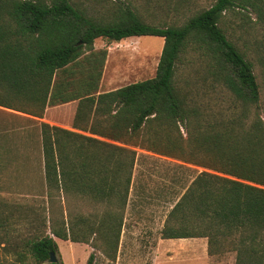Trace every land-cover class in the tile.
<instances>
[{
	"label": "trees",
	"instance_id": "obj_1",
	"mask_svg": "<svg viewBox=\"0 0 264 264\" xmlns=\"http://www.w3.org/2000/svg\"><path fill=\"white\" fill-rule=\"evenodd\" d=\"M100 2L0 0V107L34 120L47 107L77 102L74 131L37 125L48 216L27 207L26 236L12 227L16 212L0 218V264H61L55 239L87 244L91 236L93 249L115 260L137 152L76 131L212 171L194 170L160 238H206L209 256L235 252L234 264H264V57L256 74L222 28L227 12L264 18V0H214L156 25L123 1L94 11ZM130 37L163 39L154 76L99 92L106 51H95L94 41ZM189 49L210 62L231 99L225 108L201 110L176 79ZM73 199L102 211L66 221L63 204Z\"/></svg>",
	"mask_w": 264,
	"mask_h": 264
},
{
	"label": "rangeland",
	"instance_id": "obj_2",
	"mask_svg": "<svg viewBox=\"0 0 264 264\" xmlns=\"http://www.w3.org/2000/svg\"><path fill=\"white\" fill-rule=\"evenodd\" d=\"M78 1L85 4L101 1L103 9L100 6L94 9L100 13L108 9L107 4L110 1H123L134 7L145 22L156 25L179 19L177 14L208 8L214 0ZM174 6L177 7L176 11ZM222 28L227 36L246 52L247 58L254 64L255 73H260V63L264 57V18L257 20L252 11L227 12L222 18ZM162 47L163 39L159 37H130L120 42L96 39L94 50L106 51L98 91L106 92L152 78ZM201 52L189 49L181 56L176 79L196 97V106L201 110L215 112L228 106L231 99L224 89L213 81L210 62ZM76 106L77 102H72L51 107L43 116V120H30L33 118L0 108V218L6 217L10 211L16 212L12 227L24 236L26 230L23 215L27 214V207L39 208L43 217L48 216L37 125L39 122H45L70 130ZM76 132L134 149L137 159L115 260L110 261L93 249L92 246L96 243L93 236L87 244L55 239L61 264H86L91 253L95 255L94 264H234L235 252L209 256L206 238L177 244L162 242L159 239V231L167 211L194 175V170L212 171L85 132ZM30 140L36 144L34 148ZM63 206L70 209L71 217L65 219L72 223L75 222L74 216H87L93 211H102L100 207L94 208L86 201L75 199L68 204L64 203ZM19 209L21 212L18 214ZM2 234L3 231L0 230V238ZM175 250L178 253H175ZM0 261H4L1 248Z\"/></svg>",
	"mask_w": 264,
	"mask_h": 264
},
{
	"label": "crops",
	"instance_id": "obj_3",
	"mask_svg": "<svg viewBox=\"0 0 264 264\" xmlns=\"http://www.w3.org/2000/svg\"><path fill=\"white\" fill-rule=\"evenodd\" d=\"M114 90V89H113ZM111 91V90H110ZM107 92V91H106ZM65 105V104H64ZM60 106V105H59ZM54 107H56V106H54ZM0 108H2V109H6V110H10V109H7V108H3V107H0ZM49 108H51V107H47L46 109H45V112H44V115H45V113L47 112V110L49 109ZM10 111H13V110H10ZM14 112H16V111H14ZM18 113H20V112H18ZM25 115V114H24ZM43 115V116H44ZM26 116V115H25ZM38 119V118H37ZM44 118H41V119H38V120H43ZM45 123V122H44ZM48 124V123H47ZM50 125H52V124H50ZM55 126V125H54ZM59 127V126H58ZM62 128V127H61ZM64 129H66V128H64ZM67 130H69V129H67ZM70 130H72V131H74V129H72V128H70ZM98 137V136H97ZM101 138V137H100ZM103 139H105V140H108V139H106V138H103ZM31 141V140H30ZM109 141H111V140H109ZM113 142V141H112ZM130 190H131V188H130ZM129 195H130V193H129ZM129 201V200H128ZM127 205H128V203H127ZM126 208H127V206H126ZM126 213V212H125ZM125 219V218H124ZM164 222V221H163ZM124 224V223H123ZM163 225V224H162ZM162 228V227H161ZM161 230V229H160ZM159 239H160V241H162V242H171V243H174V244H177V242H196V240H202L203 238H186V239H161L160 238V231H159ZM200 242H202V241H200ZM204 242V241H203ZM175 253H178L177 252V250H175ZM192 263H194V262H192Z\"/></svg>",
	"mask_w": 264,
	"mask_h": 264
},
{
	"label": "water",
	"instance_id": "obj_4",
	"mask_svg": "<svg viewBox=\"0 0 264 264\" xmlns=\"http://www.w3.org/2000/svg\"><path fill=\"white\" fill-rule=\"evenodd\" d=\"M56 261H57V258L53 254H51L50 255V262L55 263Z\"/></svg>",
	"mask_w": 264,
	"mask_h": 264
}]
</instances>
